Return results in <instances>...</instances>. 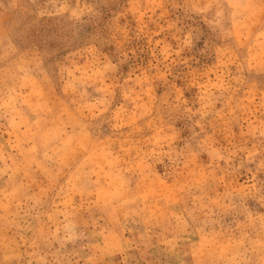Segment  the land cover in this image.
Segmentation results:
<instances>
[{
  "label": "rangeland",
  "instance_id": "obj_1",
  "mask_svg": "<svg viewBox=\"0 0 264 264\" xmlns=\"http://www.w3.org/2000/svg\"><path fill=\"white\" fill-rule=\"evenodd\" d=\"M0 264H264V0H0Z\"/></svg>",
  "mask_w": 264,
  "mask_h": 264
}]
</instances>
